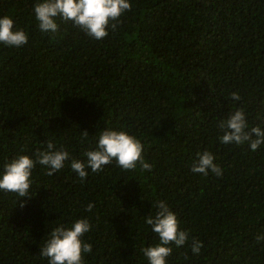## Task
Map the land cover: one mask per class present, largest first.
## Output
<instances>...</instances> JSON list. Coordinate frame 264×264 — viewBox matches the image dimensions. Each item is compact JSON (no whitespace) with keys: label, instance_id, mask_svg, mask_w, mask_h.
<instances>
[{"label":"trees","instance_id":"1","mask_svg":"<svg viewBox=\"0 0 264 264\" xmlns=\"http://www.w3.org/2000/svg\"><path fill=\"white\" fill-rule=\"evenodd\" d=\"M37 2L0 0V17L28 36L0 43V175L48 142L70 155L53 175L37 164L27 197L0 190V264H49L48 234L78 219L91 225L84 264H149L157 201L189 236L166 264H264V144H224L219 127L242 109L264 130V0H129L101 40L61 18L42 32ZM104 130L135 136L151 170L113 160L81 182L71 160L86 161ZM205 150L221 176L191 171Z\"/></svg>","mask_w":264,"mask_h":264},{"label":"clouds","instance_id":"2","mask_svg":"<svg viewBox=\"0 0 264 264\" xmlns=\"http://www.w3.org/2000/svg\"><path fill=\"white\" fill-rule=\"evenodd\" d=\"M131 10L129 0H42L33 6L35 19L42 32H57V18L72 21L88 36L101 40L108 35L110 21H118L125 11ZM113 28L116 24L111 25ZM28 41V36L23 30H14V21L9 16L0 17V43L9 47H21ZM234 100H239L238 93L231 94ZM219 127L223 132L220 137L224 144L248 143L252 151H256L264 144V130L259 126L248 129L244 111L237 110L230 114L227 120H221ZM85 137L88 133L82 132ZM143 145L132 135L124 131L104 130L99 135L96 150L86 152V161L71 160V169L78 174L81 182L87 177V169L100 172L105 165L116 161L117 166L124 170H133L137 163L144 170H151V165L146 163L142 156ZM69 153L61 148L56 150L53 143H47L46 151H38L36 159L27 155H20L4 165V172L0 175V190L17 194L25 198L29 192L32 181V170L39 164L46 166L48 175H53L65 166L69 160ZM214 156L209 151L197 153L191 171L207 176L211 173L221 176L222 169L214 163ZM23 207V201H20ZM157 211L154 216L145 217L146 224L159 237L155 246L143 248L144 255L149 264H166V258L172 253L170 244L177 247L183 246L189 239L188 233L179 230L176 215L164 201H157L154 205ZM93 204H88L87 210L91 211ZM87 219H78L70 227L58 226L48 234L40 256L47 257L49 264H84L82 253H91L92 246L82 241V237L90 230ZM264 237H257V240ZM192 251L199 254L202 244L193 239Z\"/></svg>","mask_w":264,"mask_h":264}]
</instances>
